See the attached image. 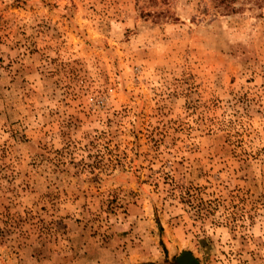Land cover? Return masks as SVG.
<instances>
[{
  "label": "rangeland",
  "instance_id": "rangeland-1",
  "mask_svg": "<svg viewBox=\"0 0 264 264\" xmlns=\"http://www.w3.org/2000/svg\"><path fill=\"white\" fill-rule=\"evenodd\" d=\"M233 5L0 0V264H264V1Z\"/></svg>",
  "mask_w": 264,
  "mask_h": 264
},
{
  "label": "crops",
  "instance_id": "crops-1",
  "mask_svg": "<svg viewBox=\"0 0 264 264\" xmlns=\"http://www.w3.org/2000/svg\"><path fill=\"white\" fill-rule=\"evenodd\" d=\"M79 246H81V244ZM97 255L98 253L96 254V256ZM101 256L102 255L100 254L99 257L97 256L98 258L96 260H93V256L89 254V252L81 250L78 252L77 256H75V258H67V264H103L102 261L99 262Z\"/></svg>",
  "mask_w": 264,
  "mask_h": 264
},
{
  "label": "trees",
  "instance_id": "trees-1",
  "mask_svg": "<svg viewBox=\"0 0 264 264\" xmlns=\"http://www.w3.org/2000/svg\"><path fill=\"white\" fill-rule=\"evenodd\" d=\"M220 3L222 4V8L225 9L228 12H234L237 9L234 7L233 3L236 0H219ZM259 1H264V0H259Z\"/></svg>",
  "mask_w": 264,
  "mask_h": 264
},
{
  "label": "water",
  "instance_id": "water-1",
  "mask_svg": "<svg viewBox=\"0 0 264 264\" xmlns=\"http://www.w3.org/2000/svg\"><path fill=\"white\" fill-rule=\"evenodd\" d=\"M187 257L188 261L190 262L189 264H197V262L192 259L191 255L189 254V252H182L180 256L177 257L176 259V264H185L182 262V257L185 256Z\"/></svg>",
  "mask_w": 264,
  "mask_h": 264
},
{
  "label": "bare ground",
  "instance_id": "bare-ground-1",
  "mask_svg": "<svg viewBox=\"0 0 264 264\" xmlns=\"http://www.w3.org/2000/svg\"><path fill=\"white\" fill-rule=\"evenodd\" d=\"M182 262L185 263V264H189V263H187L189 261H188L186 255L182 257Z\"/></svg>",
  "mask_w": 264,
  "mask_h": 264
},
{
  "label": "flooded vegetation",
  "instance_id": "flooded-vegetation-1",
  "mask_svg": "<svg viewBox=\"0 0 264 264\" xmlns=\"http://www.w3.org/2000/svg\"><path fill=\"white\" fill-rule=\"evenodd\" d=\"M187 263H190V262H187Z\"/></svg>",
  "mask_w": 264,
  "mask_h": 264
}]
</instances>
